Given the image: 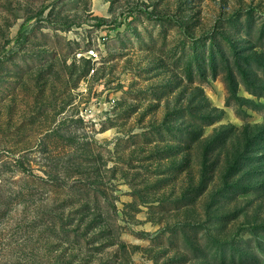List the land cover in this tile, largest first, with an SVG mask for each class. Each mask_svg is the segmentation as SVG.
Instances as JSON below:
<instances>
[{
	"label": "rangeland",
	"instance_id": "374dc122",
	"mask_svg": "<svg viewBox=\"0 0 264 264\" xmlns=\"http://www.w3.org/2000/svg\"><path fill=\"white\" fill-rule=\"evenodd\" d=\"M0 264H264V0H0Z\"/></svg>",
	"mask_w": 264,
	"mask_h": 264
}]
</instances>
